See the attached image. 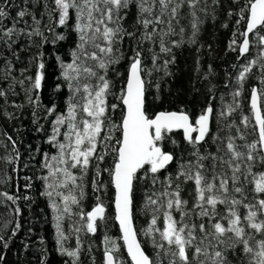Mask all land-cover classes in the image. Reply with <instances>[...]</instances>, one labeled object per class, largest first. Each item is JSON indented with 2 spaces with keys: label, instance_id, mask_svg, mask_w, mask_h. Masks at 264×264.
Returning <instances> with one entry per match:
<instances>
[{
  "label": "snow or ice",
  "instance_id": "6c2138e0",
  "mask_svg": "<svg viewBox=\"0 0 264 264\" xmlns=\"http://www.w3.org/2000/svg\"><path fill=\"white\" fill-rule=\"evenodd\" d=\"M217 2L212 0L213 4ZM233 2L240 3V0ZM7 3L8 0H4L0 4V21L9 15L4 6ZM53 3V11L58 13L61 26L69 20L70 11L75 12L74 30L79 36L70 63L57 57L69 96L66 114L57 116L48 140L57 148L58 155L51 157L55 163L46 161L44 164L48 175L43 179L51 181L47 187L53 191L57 188L67 190L66 193L56 192L59 203L53 201L51 205L54 211L61 213L56 217L61 254L72 258L76 264L81 243L77 239L75 250L64 247L67 236L59 222L65 214L79 217L78 226L74 227L77 234L83 230L95 234L98 221L107 219L105 205L98 196L90 211L85 212L80 205L85 196L84 176L95 159L96 177L108 172L115 189V220L131 264H264V0H244L237 12H228L229 16H238V29L241 22L245 25L239 32L242 40L238 42L236 33H233L229 49H238L239 56L244 57L255 47L257 56L240 68L235 78L237 87L231 92L232 100L222 103L217 114L218 129L225 134L212 136L215 152L201 151L210 132L214 112L211 105L194 119V123L183 109L160 111L154 116L148 114L139 47L130 58L125 82L118 92L113 91L116 85L108 75L111 66L118 64L123 57L116 45L125 36L135 38V33L123 25L130 6L136 8L137 23L144 30L138 45L141 42L155 43L158 34L159 52L168 54L171 52L169 43L172 47H179L184 42L186 30L183 25L179 26L181 40L166 41V37L177 35L176 25H179L184 8L188 9L190 17L188 42L196 43L203 23L199 13L208 15V0H53ZM27 14V9L17 12L21 19ZM33 21L38 23L35 16ZM3 34L11 39L14 29H4ZM27 35L31 37L40 33L37 28ZM58 38L63 39L59 35ZM158 59L153 52V68L157 71L160 70ZM174 59L164 61L165 75L169 74L167 66ZM257 65L261 70L260 87L251 88L250 115L241 113L237 122L231 117L240 110L245 81ZM44 68V63L39 62L34 77H26L32 81L31 89H41ZM4 72L6 78L11 76V62ZM148 74L151 75V70ZM18 82L23 85V81ZM4 96L6 92L0 89V97ZM109 96L119 103L109 105ZM221 99L223 101V97ZM29 100H32L31 95ZM118 108L121 111L119 123L109 115ZM62 128L65 130L61 131ZM177 130H182L183 140L189 146L182 149L179 160L176 154L163 148L164 142L170 139L169 134ZM115 132L119 136L114 137ZM61 136L63 139H58ZM113 140L115 142L110 143ZM172 143L175 145L176 141L173 139ZM98 147L105 150L98 151ZM109 148L114 154L112 165L101 169L99 165L109 154ZM183 151H188L189 159H184ZM16 158H19L18 154ZM172 163L177 164L175 174L159 181L158 174ZM149 174L153 187L157 182L161 184L158 191L146 194L144 207L151 219L142 230V234L151 240L155 259L142 250L133 228L134 182L146 179ZM184 185L191 186L190 199L182 195ZM92 186L93 191H99L103 185L94 179ZM46 195L51 198L53 192L48 191ZM0 196L14 199L5 193ZM72 206H77L78 210L73 212ZM15 212L18 215L20 209L16 208ZM161 219L162 224L158 225ZM15 234L13 230L12 235ZM0 242L4 248L8 247L4 236H0ZM104 244L103 264H124L117 255L120 248L116 241L105 236ZM3 259L0 256V260Z\"/></svg>",
  "mask_w": 264,
  "mask_h": 264
},
{
  "label": "trees",
  "instance_id": "16d2710c",
  "mask_svg": "<svg viewBox=\"0 0 264 264\" xmlns=\"http://www.w3.org/2000/svg\"><path fill=\"white\" fill-rule=\"evenodd\" d=\"M2 3L4 0H0V4ZM243 3L244 0H240V3H234L233 0H218L213 4L212 0H208V15L199 13L203 23L200 25L194 44L188 42L191 36L188 9H182V18L179 25H176L177 35L166 37V41L181 40L179 26L183 25L186 30L184 42L179 47H172L169 43L171 52L168 54L159 52L158 34L155 43L141 42L138 45L137 41L140 40L144 30L137 23L136 8L130 6L123 25L129 32L135 33V38L125 36L116 45L123 52V57L118 64L111 66L108 73L109 78L116 85L113 91L118 92L125 82L130 58L139 47L144 69L143 79L146 82L148 114L154 116L160 111L183 109L194 123V119L211 105L214 112L210 121V132L206 143L201 146V151L215 152L216 145L212 141V136L225 134L218 129L217 114L222 103L231 102V92L237 87L235 78L240 68L257 56L255 47H252L244 57L239 56L238 49L236 51L229 49V44L234 38L233 33H236L235 38L238 42L242 40L239 32L244 30L245 25L241 22L238 29L236 24L238 16H229L228 12H237ZM4 6L9 15L0 21V89L6 92V96L0 97V193H5L14 199L8 200L5 196H0V236H4L8 241L7 248H4L3 243L0 242V256L4 257L0 260V264H73L72 258L61 254L59 250L56 217L61 213L54 211L51 206L53 201L59 203L56 192L66 193L67 190L57 188L53 191L47 187L51 181L46 182L43 177L48 175L44 167L45 162H52L51 157L58 155L57 148L48 142L53 134L54 121L57 116L66 114L67 110L69 89L61 75L62 69L57 57L65 63H70L71 53L79 43L78 33L74 30L75 12L70 11L69 20L61 26L58 23V13L53 11L55 7L53 0H8ZM21 9H27L28 13L22 19L17 16V12ZM33 16L38 23L33 21ZM8 28L14 29L11 39L3 34V30ZM37 28L40 35L31 37L27 35L29 31ZM58 35L63 39H59ZM153 52L159 56L157 60L159 71L153 68ZM173 57L174 62L167 66L169 74L165 75L164 61L172 60ZM8 62H11L12 73L6 78L4 69ZM39 62L45 65L44 79L41 89L33 90L32 81L26 77H34ZM149 70L151 75L148 74ZM260 75L261 70L257 65L245 81L240 97L241 108L231 119L238 122L241 113L250 115V91L254 86L260 87ZM18 81H23V85ZM29 95L32 97L31 101ZM108 101L109 105L119 103L112 96L108 97ZM109 115L119 123L120 108L114 113L110 111ZM113 135L119 136V133L115 132ZM169 136L170 139L164 142L163 148L176 154L179 160L182 149H188L189 146L180 132L171 133ZM58 139L62 140L63 137ZM173 139L176 141L175 145L172 143ZM114 142L113 140L110 143ZM104 150L98 147V151ZM107 151L109 154L99 165L101 169L112 165L114 154L110 148ZM182 154L185 160L190 158L188 151H183ZM9 159L11 162H8ZM96 164L97 161L93 159L87 175L84 176L85 196L80 205L85 212L90 211L97 203L98 196L105 205L107 219L104 222L98 221L99 228L95 234L87 233L86 230L77 234L74 227L78 226L79 217L75 215L69 217L65 214L59 222L61 230L67 236L63 241L64 247L75 250L79 239L81 243L76 264H103L104 239L107 236L116 241L120 248L117 255L124 264H131L115 223L114 189L110 183V176L108 172H102L96 177ZM176 168V163L170 164L166 170L158 174L159 181H163L169 174L174 175ZM73 171L80 175L77 170ZM94 179L103 185L99 191H93ZM160 187V182L153 187L151 174L146 179L134 182V227L143 250L153 259L156 258V254L151 240L142 234V230L147 227L151 219V214L145 211L144 206L146 194L158 191ZM183 187V197L190 199L191 186ZM48 191L53 192L51 198L46 195ZM60 207L62 208L63 205L60 204ZM16 208L20 209L18 215L15 212ZM72 208L73 212L78 210L77 206ZM17 224H19L18 229ZM160 224L162 219L158 221V225ZM13 230L16 232L14 236Z\"/></svg>",
  "mask_w": 264,
  "mask_h": 264
},
{
  "label": "water",
  "instance_id": "95a60500",
  "mask_svg": "<svg viewBox=\"0 0 264 264\" xmlns=\"http://www.w3.org/2000/svg\"><path fill=\"white\" fill-rule=\"evenodd\" d=\"M175 132H180L181 134H182V136H183V132H182V130H177V131H175ZM174 133V132H173ZM193 135H195V133L193 134ZM113 189H114V187H113ZM114 200H115V189H114ZM113 208H114V214H115V204H114V201H113ZM115 223H116V225H117V227H118V229H119V233H120V239H121V243H122V245H123V240H122V234H121V232H120V228H119V224H118V222L115 220ZM133 228H134V230H135V227H134V222H133ZM137 239H138V237H137ZM138 242H139V240H138ZM140 243V242H139ZM142 247V246H141ZM124 250H125V253H126V255H127V251H126V249L124 248ZM142 250H143V248H142ZM146 254V253H145ZM128 257V256H127ZM128 259H129V261H130V258L128 257ZM131 262V261H130Z\"/></svg>",
  "mask_w": 264,
  "mask_h": 264
},
{
  "label": "bare ground",
  "instance_id": "6f19581e",
  "mask_svg": "<svg viewBox=\"0 0 264 264\" xmlns=\"http://www.w3.org/2000/svg\"><path fill=\"white\" fill-rule=\"evenodd\" d=\"M124 248V247H123ZM125 251V250H124ZM127 256V255H126Z\"/></svg>",
  "mask_w": 264,
  "mask_h": 264
}]
</instances>
